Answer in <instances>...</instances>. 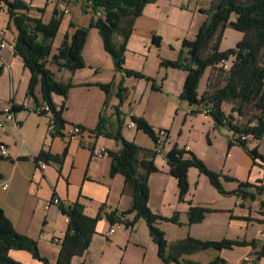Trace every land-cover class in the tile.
I'll return each mask as SVG.
<instances>
[{
  "label": "trees",
  "instance_id": "obj_1",
  "mask_svg": "<svg viewBox=\"0 0 264 264\" xmlns=\"http://www.w3.org/2000/svg\"><path fill=\"white\" fill-rule=\"evenodd\" d=\"M155 1L157 0H83V10L91 9L95 13L89 27H78L74 22H70V25L75 27L73 35L71 38L66 36L61 46L52 54L53 42L63 22L62 13L54 11L51 19L44 22L42 18L30 14L32 7L23 0H0V3L7 6L10 20L18 30L14 51L23 59L24 65L31 73L27 94L36 99V90L39 86L41 103H48L54 115L55 130L49 131L52 135L63 136L62 131L66 125L62 115L65 106L63 104L58 108L53 97L60 95L66 99L73 84L71 81L58 80L50 66L56 65L70 72L83 69L86 66L83 48L90 28L94 27L99 31L104 49L112 57L117 71L121 72L124 77H135L152 82L154 90H161L155 79L125 66V52L135 20L142 15L147 4ZM200 11L206 15V19L199 26L195 38L184 39L178 58L174 60L162 58L160 66L180 69L187 73L179 95L181 100L197 107L210 105L211 116L216 125L229 124L234 131L239 133V136L250 134L254 139L259 140L264 136V0H212L207 9H200ZM98 12L102 15L97 16ZM233 14L236 15L235 20L231 19ZM228 26L242 32L243 37L235 48L222 52L220 44L224 30ZM161 39L160 35H155L154 44L160 46ZM229 55L233 56L230 68L219 67L218 64L222 60H227ZM209 67L212 68L211 75L204 93L199 96L197 93L199 78ZM124 77L117 84L111 81L96 85L107 95L115 90L116 97L123 105L128 91ZM107 104L108 99L105 106ZM226 104L232 105L228 115L223 109ZM115 108L120 116V108ZM24 109L23 105L14 103L11 105V112L14 115ZM233 112L238 115L237 124L233 123ZM243 116H248V119L245 124H240L239 120H242ZM131 120L135 122L137 130L147 134L154 142L157 141V132L160 129H155L141 116L131 115ZM122 126L123 121L121 120L115 132L107 131L102 113L99 124L91 132L94 135H106L120 142L121 148L118 151L110 150L108 153L111 160L110 176L120 174L124 177L123 193L131 196V205L121 212L114 210L108 213L101 208L97 216L90 217L84 213L83 206L78 201L69 204L61 203L59 207L62 214L68 218V227L60 243L56 264H72L74 258L83 256L89 251L93 235L97 232V223L102 218H105L110 225L126 222L127 226L133 225L140 219L145 220L149 234L157 245L158 257L166 264H202L193 260H185L184 256L211 248L220 251L232 250L239 246L257 248L256 239L211 241L190 235L169 244L158 223L162 220L179 225L183 223L178 211L171 217H166L154 213L149 207V178L153 172L159 170L155 163L158 153L127 140L122 134ZM166 133L168 134V131ZM236 143L248 147L247 141L241 140L240 137L230 140L229 147ZM247 151L254 160H259L264 164V154L259 152L258 147L252 150L247 149ZM65 156L66 150L62 155H54L43 148L35 157V163L39 164L43 161L46 164L54 162L61 165ZM166 160L170 174L177 179L180 199H183L189 191L188 171L192 167L208 176L212 185L220 193L227 194L220 180L221 174L208 168L192 151L175 146L166 153ZM257 182L260 184L241 182L237 193L241 194L243 200L255 198L256 194L264 192V183ZM251 188L255 190H249ZM262 204L264 207V203ZM214 211L216 210L211 207L189 204L186 212V225L201 223L207 214ZM127 214L134 215L132 222L125 219ZM12 249L26 250L35 259L49 264L48 259L40 253L38 241L19 233L5 212L0 209V264H23L9 255ZM263 256L264 245L256 252L255 258L249 264H259L258 261ZM209 264H228V262L223 257L217 256ZM242 264H248V262L244 260Z\"/></svg>",
  "mask_w": 264,
  "mask_h": 264
},
{
  "label": "crops",
  "instance_id": "obj_2",
  "mask_svg": "<svg viewBox=\"0 0 264 264\" xmlns=\"http://www.w3.org/2000/svg\"><path fill=\"white\" fill-rule=\"evenodd\" d=\"M23 1L32 7L33 10H30V14L42 18L44 22L51 19L54 11L60 12L58 8L60 2H64L69 8L68 14L62 13L63 21L74 22L78 27L86 24L78 21L74 5L79 6L80 12L78 14L84 19L87 12L90 11V9L83 10L81 6L83 0ZM163 1L157 0L155 3H149L143 14L135 20L129 41L133 37H138L142 41L143 47L134 53L136 60L140 61L133 62L128 59V53L125 54V66L152 77L155 79L156 84L161 87V90L157 91L152 87L150 90L151 83L149 81L142 82L140 80L143 79L124 77L121 72L117 71L112 57L104 49L99 31L94 27L90 28L83 48V58L86 63L83 69L70 72L67 69L58 68L56 65L50 66L58 80L62 82L71 81L73 84L66 99L60 95H54L53 99L58 108L63 104L65 106L62 114L66 121L65 130H68L72 125H80L85 129L82 138L52 135L48 128L49 117L36 112L37 105L42 102L40 87H37L36 99L28 96L31 73L24 65L23 59L9 47V44H15L18 30L10 20L8 12L2 7L3 3H0V29H7L6 36L3 39L7 45L1 47L0 41V121L4 123V128L0 129V145L5 144L9 153L7 157H0V209L5 212L19 233L38 241L40 253L42 256L48 257L49 264H56L60 243L68 227V222L60 207L52 204V198L55 194L64 204L78 201L83 206L84 213L90 217L97 216L101 208H104V211L108 213L114 210L121 212L131 205V196L123 193L124 177L120 174L110 176L111 160L108 153L110 150L118 151L121 148L120 142L106 135H94L91 132L99 124L101 114L103 113L104 125L107 131L115 132L122 120L123 136L150 151L155 150L153 139L144 132L137 130L136 127L129 128L127 126L131 120V115L144 117L155 129H165L162 127L156 128L152 124L153 116L164 115L163 108L169 107L170 96L172 95L170 90L164 88L170 72L169 69L163 71L164 67L160 66L161 59L165 57L160 55V52H162L161 47L153 42L155 35H164L160 30L161 27L168 26L169 17L161 14L159 9ZM167 1L171 3L172 0ZM185 5L180 4L179 12L187 14V11L182 10L186 7ZM41 8L44 9L43 13L34 10ZM191 18H193V14ZM91 19L90 16L88 18L89 24ZM171 28L176 31V37L177 33H182L181 36L175 39L176 42L182 44L184 39H191L187 35V25ZM73 30H75V27ZM123 77L125 86L128 89L123 105L129 113V119L119 116L116 108L112 109V103H114L112 99L116 98V91L113 90L110 95H107L103 89L96 85L111 81L117 84ZM185 78L186 75L180 77V93ZM158 81L161 82V85ZM140 85L143 90L139 89ZM107 99L108 104L105 106ZM13 103L23 105L25 109L16 113L13 120H7L5 119L4 110L11 107ZM225 106L223 109L228 115L230 113L226 111ZM201 109L202 106L198 107L196 113H199ZM141 136L145 138L143 141L140 140ZM255 141L259 151L264 154V136L259 140L251 139L247 143ZM43 148L54 155H62L66 150L63 163L58 165L50 162L45 167L36 164L35 157L39 155ZM164 148L161 153H165L169 149L165 145ZM97 149H104L105 154L103 156L95 154ZM186 149L189 151L194 150L190 145H187ZM155 163L159 170L153 172L149 178V207L151 210L166 217H171L176 211L180 212L183 227L187 229V234H184L186 236L189 234L196 238H202L201 235L209 234L210 227L202 228V225H200L203 224L204 220L191 226L186 225V212L189 206L183 207L177 200L179 197L178 182L169 172L166 155L160 157V159L156 157ZM2 181L8 182L7 189L2 188ZM257 181L264 183V164L259 160L253 165L248 182L260 184ZM208 201L212 200H198L195 205L211 207L209 204L211 202ZM224 211L227 212L226 214H235V212L231 213L228 208ZM260 213L263 215L262 218L254 217L251 212L248 217L240 213L237 215L241 216H235L247 220L245 223L246 232L243 238L246 240L256 239L257 248L239 246L232 250H222L219 256L223 257L228 264H242L244 260L249 264L255 258L256 252L264 245V207L261 208ZM107 222L105 218L99 220V224H105V232L109 229ZM65 223L67 224L66 228ZM250 225H255L258 228L253 229L251 234H249ZM116 232L115 230L113 234H116ZM55 239L59 241L56 242ZM238 239H242L241 236ZM198 253L184 256V259L202 263L194 257ZM9 255L23 264H44L26 250L12 249ZM259 264H264V256Z\"/></svg>",
  "mask_w": 264,
  "mask_h": 264
},
{
  "label": "rangeland",
  "instance_id": "obj_3",
  "mask_svg": "<svg viewBox=\"0 0 264 264\" xmlns=\"http://www.w3.org/2000/svg\"><path fill=\"white\" fill-rule=\"evenodd\" d=\"M211 2L212 0H172L171 3L164 0L161 2L162 6L159 8L161 14L169 17L168 26H162L160 29L161 32L164 33V35L161 36L162 44L160 43L162 49L160 55L162 57L175 59L179 56L181 50V44L176 42L175 39L181 36L182 33H177L176 37V31L171 27H185V25H187L188 38L194 39L199 24H202L201 22L206 19V15L202 13L200 9H207ZM61 3L64 2H60L58 6ZM180 4H186V7L182 10L187 11V14H185V12H179L181 8ZM81 6H83V4H81ZM2 7L8 12L7 6L4 3ZM74 7L78 21L82 24H86L84 25L85 27H89L88 18H90V16L93 18L95 13L90 9L84 19V17L82 18L78 14L80 12L79 6L74 5ZM34 10L40 13L44 12V9L41 11L38 9ZM59 11L62 13L61 10ZM192 14L193 18H191ZM231 19L235 20L236 15L233 14ZM73 28L74 27L71 26L70 23L63 21L62 27L53 42L52 54L61 46L66 36L71 38L75 31ZM242 37V32L228 26L223 33L220 51L226 52L235 48ZM142 47V41H140L138 37H133L130 41L128 40L127 51L125 52V54L128 53V59L133 62L140 61L136 60L134 53ZM232 61L233 56L229 55L227 59L228 66L232 65ZM165 69H169L170 72L164 88L165 90H170L172 95L170 96L169 107L163 108L164 115L153 116L154 119L152 120V124L156 128L162 127L168 131L165 147L169 149L165 153H158L156 157L159 159L160 157H164V155L175 146L179 148H186L187 145L192 146L194 149L192 152L196 154L208 168L221 174L220 180L227 192V194L220 193L212 185L209 177L202 174L197 168L192 167L189 169V191L183 199L178 197V202L183 207H188L189 204H196L198 200H212L208 202H211L209 203L211 208L216 210L209 214L212 215L211 217L209 215L206 216L204 222L202 221L203 224H200L202 228L206 226L210 227L208 230L210 231L209 234L201 235L200 237L202 238L198 239L219 241L223 239H238L239 236L244 239L243 237L246 232L245 223L247 220L235 216H241L237 215L240 213L248 217L251 212L254 217H263L260 210L263 207L262 203H264V192L262 194H256L255 198H248L247 200H243L241 194L237 193L239 184L241 182H248L251 169L253 165L257 163V160H254L247 151V149L252 150L258 147L257 142L249 143L247 148L238 143L229 147V141L239 137V133L234 131L229 124L216 125L212 116L205 118L203 113H196L195 111L198 110L197 106L191 105L187 101H183L179 98L181 88L179 83L180 77L181 75H187V73L172 67H164L163 71H165ZM211 72L212 68L209 67L200 76L197 84V93L199 96L204 93ZM140 81L145 82L146 80L143 79ZM150 83L151 86H149V89L151 90L152 82ZM158 83L161 85L160 81H158ZM139 89L143 90V87L140 85ZM112 100L114 102L112 103V109L119 107L121 110L120 116L129 119V113L125 110V106L121 105L120 99L116 97ZM231 106L230 104L225 106L228 113L231 112ZM232 114L234 117L233 123L237 124L238 115L234 112ZM248 116H243L242 120H239L240 124H245ZM143 139L145 138L141 136L140 140L143 141ZM249 190L254 191L255 189L251 188ZM226 208H228L231 213L235 212V214H226L227 212L224 211ZM125 219L132 222L134 215L127 214ZM66 223L65 228L67 227ZM107 223L108 228H115L117 231L116 234L107 238L105 236V224H99L98 222L97 232L93 235L89 251L83 256L74 258L72 264H166L161 262L158 257L157 245L149 234L145 220L140 219L131 226H127L126 222H117L114 225H110L109 222ZM158 226L165 233L169 244L186 236L184 234H187V229L184 228L183 225L175 224L170 221L162 220L159 222ZM253 229L258 228H256L255 225H250L249 234H251ZM220 253V250L211 248L201 251L194 257L204 264H209L213 259L219 256ZM46 258L48 259V257Z\"/></svg>",
  "mask_w": 264,
  "mask_h": 264
},
{
  "label": "built area",
  "instance_id": "obj_4",
  "mask_svg": "<svg viewBox=\"0 0 264 264\" xmlns=\"http://www.w3.org/2000/svg\"><path fill=\"white\" fill-rule=\"evenodd\" d=\"M59 10L62 11L63 14H68L69 13V8L66 6L65 3H61L59 6H58ZM0 10H1V7H0ZM102 13L101 12H98L97 13V16H101ZM6 33H7V29L5 28H2L0 29V41H1V47H5L7 45L6 42L3 41V39L5 38L6 36ZM14 45L15 44H9V47L14 50ZM219 67H222L224 69H229L230 66H228L227 64V60H222L219 64H218ZM36 112L38 114H43V115H46L47 117H49L50 119V122H49V131H54L55 130V125H54V122H53V113L51 111V108L50 106L48 105V103L46 102H43V103H40L37 108H36ZM201 113L204 114L205 117H209L211 116V106H207V107H202ZM4 115H5V119L7 120H13L14 119V113L11 112V107H7L5 110H4ZM129 128H135L136 127V124L133 120H130L128 125H127ZM4 128V123L3 121H0V129H3ZM63 135L65 137H68V138H73V137H79V138H82V136L84 135L85 133V129L80 126V125H72L69 127L68 130H64L62 131ZM166 137H167V133L164 129H160L158 130L157 132V141L155 142V151L157 153H161L163 151V147L166 143ZM241 140H244V141H249L251 139H254L252 135L250 134H242L241 136H239ZM8 147L5 145V144H1L0 145V157L4 158V157H7L8 156ZM95 154L99 155V156H103L105 154V150L104 149H97L95 150ZM39 165H41L42 167H45L46 166V163H44L43 161H40L39 162ZM2 188L3 189H7L8 188V182L7 181H2ZM61 200L59 199V197L57 196H53L52 198V204L53 205H57V206H60L61 205ZM66 220L68 222V218L66 217ZM115 232V228L114 227H111L109 229L106 230L105 232V236L108 238L109 236H111L113 233ZM56 242H58L59 240L58 239H55ZM260 261V260H259ZM258 261V263H259Z\"/></svg>",
  "mask_w": 264,
  "mask_h": 264
},
{
  "label": "bare ground",
  "instance_id": "obj_5",
  "mask_svg": "<svg viewBox=\"0 0 264 264\" xmlns=\"http://www.w3.org/2000/svg\"><path fill=\"white\" fill-rule=\"evenodd\" d=\"M214 110V109H213Z\"/></svg>",
  "mask_w": 264,
  "mask_h": 264
}]
</instances>
